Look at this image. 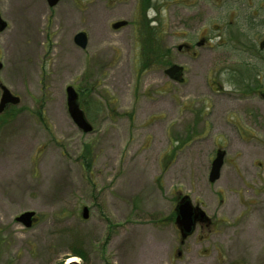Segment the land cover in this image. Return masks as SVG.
<instances>
[{"label": "rangeland", "instance_id": "1", "mask_svg": "<svg viewBox=\"0 0 264 264\" xmlns=\"http://www.w3.org/2000/svg\"><path fill=\"white\" fill-rule=\"evenodd\" d=\"M145 1L0 0V264H264V0ZM142 19L181 79L142 69ZM183 196L210 222L181 242Z\"/></svg>", "mask_w": 264, "mask_h": 264}, {"label": "water", "instance_id": "2", "mask_svg": "<svg viewBox=\"0 0 264 264\" xmlns=\"http://www.w3.org/2000/svg\"><path fill=\"white\" fill-rule=\"evenodd\" d=\"M61 0H47L50 7L56 6ZM126 21H118L114 23V28H119L126 25ZM7 27V23L2 19L0 15V31ZM75 43L81 48H86L88 45V36L85 32H78L74 37ZM3 64L0 62V69ZM183 66L177 63L172 64L165 69V73L172 79H180L183 74ZM2 95L0 99V112H3L5 108L12 104L16 105L20 102V98L14 95L6 86H2ZM79 93L73 86L67 87V102L69 113L76 123V125L85 132L93 130V125L87 120L84 111L79 107L78 104ZM226 155L225 150H218L216 157L212 161V166L209 174V180L215 182L221 176V170L224 164V158ZM177 217L176 225L181 234V242L193 233L197 225V221L207 220L209 217L201 206L193 204L189 196H185L182 202L177 205ZM89 214V208L84 206L82 209V216L87 218ZM16 221L23 224L25 227L30 228L37 222V216L35 211H24L16 218Z\"/></svg>", "mask_w": 264, "mask_h": 264}, {"label": "trees", "instance_id": "3", "mask_svg": "<svg viewBox=\"0 0 264 264\" xmlns=\"http://www.w3.org/2000/svg\"><path fill=\"white\" fill-rule=\"evenodd\" d=\"M149 1V0H147ZM145 1V2H147ZM145 4V3H144ZM143 8V7H142ZM147 7L145 9H142V10H146ZM143 12V11H142ZM145 16V15H144ZM144 22H146L145 24H147V31H141V33L143 34V37L142 39H146L147 42H148V46L147 47H143V64H142V69L144 68H147V67H151L152 65H168L170 66L172 64L171 60L165 58L170 50L168 49H162L160 43H159V39H158V36H157V33H156V28L154 26H152L150 24V21L148 20H145V19H142ZM160 63H164V64H160ZM85 151H86V154H87V157H90L89 158V163H90V166L93 162V158L91 156L92 154V149H91V146H86L85 148ZM89 166V167H90ZM76 254L75 255H78L82 258L85 257V254L82 253V252H79L76 250L75 252Z\"/></svg>", "mask_w": 264, "mask_h": 264}, {"label": "flooded vegetation", "instance_id": "4", "mask_svg": "<svg viewBox=\"0 0 264 264\" xmlns=\"http://www.w3.org/2000/svg\"><path fill=\"white\" fill-rule=\"evenodd\" d=\"M180 48H181V46H180ZM183 197H185V196H183ZM183 197H181V198L179 199L178 204H180V203L182 202ZM178 204H177V205H178ZM194 205H196V204H194ZM209 222H210V219L208 218L207 220L197 221V225H198V224H203V223L208 224Z\"/></svg>", "mask_w": 264, "mask_h": 264}, {"label": "bare ground", "instance_id": "5", "mask_svg": "<svg viewBox=\"0 0 264 264\" xmlns=\"http://www.w3.org/2000/svg\"><path fill=\"white\" fill-rule=\"evenodd\" d=\"M77 259H76V257H70L69 259H68V262L69 263H72V262H75Z\"/></svg>", "mask_w": 264, "mask_h": 264}]
</instances>
